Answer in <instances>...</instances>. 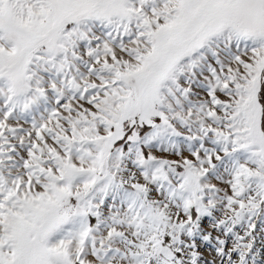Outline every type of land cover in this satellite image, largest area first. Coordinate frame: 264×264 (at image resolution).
Masks as SVG:
<instances>
[{
    "label": "snow or ice",
    "instance_id": "1",
    "mask_svg": "<svg viewBox=\"0 0 264 264\" xmlns=\"http://www.w3.org/2000/svg\"><path fill=\"white\" fill-rule=\"evenodd\" d=\"M0 264H264V0H0Z\"/></svg>",
    "mask_w": 264,
    "mask_h": 264
}]
</instances>
